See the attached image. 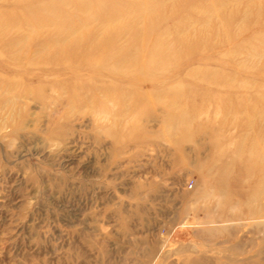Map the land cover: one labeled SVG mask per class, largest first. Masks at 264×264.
Segmentation results:
<instances>
[{"label": "rangeland", "instance_id": "1", "mask_svg": "<svg viewBox=\"0 0 264 264\" xmlns=\"http://www.w3.org/2000/svg\"><path fill=\"white\" fill-rule=\"evenodd\" d=\"M0 264H264V0H0Z\"/></svg>", "mask_w": 264, "mask_h": 264}, {"label": "built area", "instance_id": "2", "mask_svg": "<svg viewBox=\"0 0 264 264\" xmlns=\"http://www.w3.org/2000/svg\"><path fill=\"white\" fill-rule=\"evenodd\" d=\"M192 186H193L192 183H189V184H188V187H189V188H192Z\"/></svg>", "mask_w": 264, "mask_h": 264}]
</instances>
